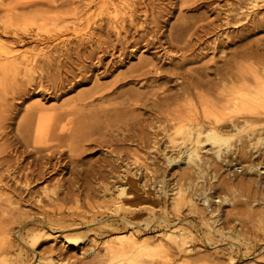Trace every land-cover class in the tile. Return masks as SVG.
<instances>
[{
  "label": "bare ground",
  "instance_id": "1",
  "mask_svg": "<svg viewBox=\"0 0 264 264\" xmlns=\"http://www.w3.org/2000/svg\"><path fill=\"white\" fill-rule=\"evenodd\" d=\"M120 1L127 3L126 8L119 10V15L114 14L106 20L103 39L96 32L97 27H94L91 16L101 13L105 7H109L107 5L115 6L113 0H99V6L94 10H89L87 5L71 10L74 13H87L90 18L85 26L74 31L75 35H86L79 38L77 44L75 42L77 46L73 55L76 61L69 52L55 55L56 49L51 54L49 51L44 55V52H35L41 48L44 50L47 40L53 41L42 36L38 30L48 28L50 21L52 24V21L63 17L51 11L41 14L34 10L51 0H25L19 4L15 2L18 6L14 9H0L4 13L0 17V255H3L0 264H112L117 258L157 250L188 258L196 242L217 245L223 238L230 240L225 241L229 250L234 251L233 248H239L238 237L241 233L220 227L218 223L222 217L212 208L211 200L213 193L216 194L223 187L235 188L237 181L241 188L250 192L248 198L245 195L246 199L241 201V210L249 209L250 212L254 208L253 203L257 202L260 211L264 212V39H250L254 33H264V12L254 16L250 14L254 10L264 9V0H234L238 6L233 5L234 8L228 11L224 9L226 12L217 13L209 21H183L171 26L166 41L140 38L141 43L130 42L125 35H121L128 29L142 27L136 17L140 7L133 0ZM247 2L249 6L245 8ZM150 5L148 10L153 8ZM28 9L33 11L30 15H23L22 12ZM13 12L14 18L11 17ZM154 21L151 24L157 25ZM239 23L242 24L241 34L233 35L230 32L231 36L225 32L226 28ZM29 24L33 29L26 27ZM112 35L114 39H110ZM7 36L10 37L8 41L1 38ZM65 41L56 42L57 46L64 47L67 44ZM127 44L133 47V51L138 44H142L143 52L152 50L153 57L141 60L138 67L130 71L132 75L127 76L130 79L124 85L143 80H151L154 85H150L149 91L144 93L127 91L121 94L128 96L124 99L128 101L124 110L99 107L98 110L84 112L76 106L64 111L63 107L47 108L43 107L44 103L36 102L25 108L21 118L14 121L15 127L9 129L8 123L13 120V100L26 99L31 96V92L36 95L62 96L68 90L82 85L89 72L93 74L103 67V58L109 56L119 59L126 55L123 47ZM26 45H30L29 52H19ZM202 45H212L213 50H217L221 56L217 58L219 60L211 56L202 68H193L190 66L193 61L190 54ZM87 46L90 50L86 49ZM169 47L181 52L178 60L171 55ZM226 49L228 52L222 56ZM96 51L99 55H96ZM165 60L169 62L167 66L162 63ZM75 62H78L76 68ZM111 64L106 63L99 74L107 72ZM53 70L57 73L50 75L49 72ZM99 90L83 93L74 102L80 104L89 101ZM109 95L101 94L98 103H103ZM127 98L132 100L131 103ZM70 101L74 104L73 99ZM90 103L81 105L85 108ZM137 105L148 109L153 118L147 121L131 114L121 115L126 109L134 111ZM107 114L121 116L111 127L112 134L114 132L117 136L114 134L113 139L109 136L110 141L106 143L108 148L115 147L111 152L116 153V159L104 157L100 161L98 158L96 160L100 161V165L90 164L85 168L80 154L84 147L92 146L94 142L91 135L96 118ZM52 136L54 139H51ZM11 138L30 150H19ZM130 141L136 145L132 150L127 149L125 144ZM98 143L102 146L101 140ZM62 147L68 150V167L74 164L79 166L74 178L70 181L64 179L71 184L69 186L77 183L78 191L73 194L67 190L64 196L53 191L50 195L45 187L42 193L48 202L43 204L40 197L36 200V195L31 197V187L48 176L60 177L63 174L67 163L63 165L57 157ZM150 147L165 159L162 165L166 169L178 167L176 176H170L167 172L169 169L156 167L153 161L141 159L137 150ZM29 153H33L34 158L25 163ZM54 159L59 162L54 163ZM218 176H223L221 184L215 183ZM238 176L240 178L236 179ZM107 177L111 181L98 188L87 181L91 178L92 182L97 179L102 182ZM56 181L60 186L59 178ZM16 186L22 189L18 191ZM97 194H102V203L105 205L91 201ZM27 196L29 198L26 199ZM71 199L86 231L101 237L114 233V237L98 243L96 239L86 240L82 235H67V232L71 234L72 230L81 228L80 224L63 216L69 213L64 203ZM222 201L233 205L228 197ZM28 202L36 203L39 209L31 215L32 218L31 212L23 209V205ZM199 202L202 206H199ZM185 206L188 213L182 212ZM240 208L237 207L238 211ZM208 214H215V217H207ZM3 215L8 218L2 219ZM99 215L101 217H97ZM242 216L243 220H237L242 226L254 223L250 213H243ZM261 222L264 223V219ZM14 225H19L15 231ZM158 228L167 229L168 233L154 238H143L141 235ZM49 236H54V247L40 251L32 249L41 238ZM27 237H30L29 241ZM82 241L86 247L83 250L65 249L68 246L79 248ZM253 243L256 247L257 241ZM57 244L63 245L62 248L57 247ZM15 250L18 251L15 259H7ZM220 252L216 251L215 254ZM228 258L233 264L234 258L231 255Z\"/></svg>",
  "mask_w": 264,
  "mask_h": 264
},
{
  "label": "rangeland",
  "instance_id": "2",
  "mask_svg": "<svg viewBox=\"0 0 264 264\" xmlns=\"http://www.w3.org/2000/svg\"><path fill=\"white\" fill-rule=\"evenodd\" d=\"M27 1H29V0H27ZM32 1H35V0H32ZM113 1L115 3V6L107 5L109 7H105L101 11V13H98V15L91 16V19L92 20L94 19V22H95L94 27L95 28L97 27L96 32L100 33V36L102 39L104 38V34L102 33V31L104 32V28L106 27V20L109 19L114 14H118L119 10H124L126 8L127 3L126 4H125V2L122 3L120 0H113ZM131 1L132 0H127V2H131ZM133 1L136 2L138 8L140 7L138 9L139 12L136 14L137 15L136 17L139 19V20L137 19V21H139V24L140 23L142 24V27L137 26L136 28L128 29L127 32L125 31L126 33L122 32L121 35L122 36L125 35L126 39L130 42L138 41L139 43H141L140 38H143L146 40L147 39L151 40L152 38L153 39L158 38L162 41H166V34L168 33V30L170 29L171 26H177L183 21L184 22H194V21H197L199 19H205L204 22H206V21H209V20L215 18L217 13L221 14L223 11H225L224 9H226V11H228L231 8H234L233 5H235V7L238 6V5H236L237 3L234 0H151L150 1L151 3L148 0H143L145 2H143L142 0H133ZM15 2H18V4H19L20 2H25V0H17ZM15 2H14V0H0V9L3 7H7L9 9L11 7V9L12 8L14 9L16 6H18V4H16ZM148 2L151 5L148 4ZM140 3L143 5H141ZM146 3L148 5H150V7H153V8L152 9L149 8L150 10H148L149 6ZM248 3L249 2H247V4H246L247 6L244 5L245 8H248V6H249ZM83 5L89 6V10H94L96 7L99 6V0H73V1H71V0L70 1L69 0H51V2H49V3H45V4H42L40 6H37L34 10L38 11L41 14L51 11L53 13L62 14L63 17H61V19H58L54 22L52 21V24L50 21L48 28L47 27L46 28H40L38 30V32L42 36L49 37V38L53 39V41L48 42V40H47V43H44V45L46 46L45 49L43 50L41 48V49H39L40 51L36 50L35 52H38V53L44 52L43 54L41 53L42 55H44L47 51H49L50 52L49 54H51V52H54V50L56 49L58 52L57 51H56V53L54 52L55 55H57L60 52H63V54L69 52L73 56V60L76 61V59H75L76 57H75V55H73L75 53L74 49L77 46L76 44L78 42V39L83 37V36H86V35H75L74 31L78 28L85 26L87 24V22L90 20V18L88 17L89 15L87 13H74V11H71V10L74 7H83ZM142 6H143V8H141ZM227 8H229V9H227ZM144 10H147L146 13L143 12ZM154 10H156V11H154ZM31 11H33V9H28L26 11H23L22 14L23 15H30ZM256 11L257 10H254L252 12L249 11V12H250V14L253 13V16H254L258 13L262 14V12H264V9L258 10L259 12L258 11L256 12ZM125 12H128V11L125 10ZM14 13L15 12H13V14L11 15L12 18L15 17ZM3 14H4L3 12H0V17L3 16ZM153 14H154V16H153ZM152 17H153V19H151ZM157 17H159V19ZM156 19L159 21L157 22ZM149 20H151V21L155 20L154 22L157 23V25L153 24V23L151 24V21H149ZM237 25L236 24L231 25L230 27L226 28L225 32L228 33V35L231 34L230 32H232L233 35L241 34L242 30L240 27L242 26V24L240 25V23H239V25L238 26ZM99 26H101L100 32H99ZM26 27H28V29H33V26H31V24H29ZM0 32H1V26H0ZM86 34H88V33H86ZM160 34L161 35L163 34V35L160 36ZM232 34H231V36H233ZM0 35H1V33H0ZM56 37H58V39H56ZM251 37H250V39H260V38L264 39V33H261V32L258 34L254 33ZM1 38L3 40L5 39L7 41L10 40L9 36H7V38H5V37H1ZM114 38L115 37L112 35L110 39H114ZM212 39L213 38H211L210 40L212 41ZM60 40H66L65 44L67 42V44L62 48H61V46H57V43H56ZM75 42H76V44H75ZM29 46L30 45H26V47L21 48V50H19V52L28 53L29 52ZM57 47H59V48H57ZM47 48H49L51 51ZM132 48L133 47L130 46V44L125 45L123 47V51H124V54H126V55H124L123 57H121L119 59L112 58V57L110 58L109 56L103 58V65H102L103 67H105L106 63H109V64L112 63L107 72L99 74L103 71V67L95 70L93 72V74H92V72H89L86 75L85 82L82 85L68 90L69 92H66V94H63L62 96L61 95L60 96L59 95L54 96L53 94L50 95V94H44V93H39L36 95V94H34V92H31V96H29L28 98L26 97V99H25V97H22L21 99L13 100L12 103L14 105V112L11 115V117L13 116L12 117L13 120H10L9 121L10 123H8V125L10 124L9 129H12L13 127H15V122L21 118L22 114L24 113L25 108H28L29 106H31L32 104H35L36 102L44 103V104H42L43 107H47V108L63 107L64 111H67V110L71 109L72 107H76V106L78 107V108L76 107L77 109H80V107H81V110L84 112L95 111V110H98L99 107H102V108L107 109V110L112 109L113 107H118L119 109L125 108L128 105V103H127L128 101H125L124 99L128 96L127 95L120 96L121 94H123L124 92H127V91H138V92L144 93V92L149 91L150 85H154V84H151V82H150L151 80H149V81L143 80L142 82L134 81L133 83H130V84L128 83V84L124 85V82H126L130 79L127 76L132 75V74H130V71L137 68L138 64L140 63L141 60L152 59V57H153V55L151 54L152 50H149V52H143L144 48L142 47V44H138L136 47V50H134V51L132 50ZM86 49L90 50V48L88 46ZM168 50H170V53H171V55L174 56L175 60L181 54V52H179L175 47H173V48L169 47ZM226 50L222 56H224L228 52V49H226ZM83 51L84 50H82V52ZM189 53H186V54H189ZM96 55H99L98 51H96ZM190 55L192 56V60H193L192 63L190 64V66L193 68H198V69L202 68L204 66V64H206V61L211 56H213V58L215 60H219L217 58L221 56L217 50H213L212 45H210V47L206 46V45L196 47L195 51L193 53H191ZM167 62H168L167 60L162 61V63H164L166 66L169 63V62L168 63ZM75 64L76 65H74V68L78 67V62L77 63L75 62ZM54 73L56 74L57 72L55 70H53L52 73L49 72L50 75H54ZM94 74H96L97 76H94ZM45 75H47V74H45ZM47 84H50V83L47 82ZM50 85H47V87ZM95 90H99V92L96 94V96H94V98L89 99V101L86 100L84 102V103L92 102V103H90V105L88 104L85 108H83L81 105L84 103L81 102L79 104L78 101L74 102V100H76L78 98V96H80L81 94L87 93L89 91H95ZM101 90L103 93H101ZM32 93L34 94L33 96H32ZM100 93L101 94L110 93L108 98L101 104L98 103V100H99L98 97L101 95ZM72 99H73L74 104H72V101H70ZM131 101L132 100H129V103H131ZM69 102H71L72 105H68V104H70ZM77 102H78V104H77ZM134 108H135V110L132 112H130V110L126 109L125 112H121V115L123 116L124 114H127V116H129L131 114L130 116H133V117L139 116L140 118L145 119L147 121H149L150 118L151 119L153 118V117H150L152 115L150 114V112H148L149 111L148 109L145 110V108L139 107V105L134 106ZM70 118L73 119V117H70ZM120 118H121V116L115 117V116H112L109 114H107L103 117H97L96 118V120L93 123L96 128L94 127L93 134L91 135L92 141H94V142L96 141L95 142L96 144L94 142L92 143V141H91L92 146L89 145V147L88 146L84 147L83 153L80 154L81 155L80 159H82L81 162H83L82 163L83 167L88 168L87 165H90V164H93V166L94 165L98 166V165H100V161H102V158L104 159V157H105V159H109V160L116 159V156H115L116 153L111 152V150L115 147L111 146L112 148L111 147L108 148V145H106V143H108L110 141V139H113L115 133L113 132V134H112L111 127L115 123V121L117 119H120ZM56 133L58 134L59 132H56ZM59 135H61V134H59ZM109 136H110V139H109ZM116 136L117 135L115 134V137ZM10 137H11V135L9 136V138ZM51 139H54V137L52 136ZM12 140H13V144L15 142V145L19 150H22V151H25V150L29 151L30 150L26 146L23 147V144L19 143L18 140H16V139L14 140V138H11V141ZM100 140L102 141V144H101L102 146H99L98 141H100ZM125 144H126V148L130 149V150H132L136 147L135 143H132L131 141L127 142ZM127 146H129V147H127ZM62 148H61V150L59 149L60 150L59 155L61 157L59 155L57 157H59L58 160L62 164L67 163L66 167H64V170L62 172L63 174L60 175V177H58V175L48 176V178H46V180L44 179V181L42 180V182L39 181L40 183H38V182H36L35 184L33 183L34 186L32 185V187H31V189H32L31 190L32 191L31 197H33V195L34 196L36 195L34 200L39 199V197H40V200H42L43 204L48 202L47 201L48 199H45V197H44L45 194L42 193L44 191L45 187L48 188L47 193L50 195H52L53 191L59 192L60 196H64V194H66L67 190H68L67 192L71 191L70 193H73V194L77 193L74 191H78L77 190V188H78L77 183H74V185L76 187L75 186H69L71 184H69V182H67V181H70V179L72 177L74 178L76 176V171H77L76 169H78L79 166H75V164H74V165H71L70 167H68V164H69V158L67 156V155H69L67 152L68 150L64 149V148L62 149ZM160 149L161 148H159V151H160ZM137 151H138V154L140 155L141 159H143V160L148 159L147 161H149V162L153 161L155 163L156 167L162 166L161 167V170H162V168L164 167V165H162V162L165 159H163L161 154L158 153L155 149L150 147V148H145V149H138ZM25 152H27V151H25ZM29 154L30 155L27 157L25 163L27 161H30L32 158H34L33 153H29ZM154 157H156L157 159L156 158L154 159ZM98 158L100 161L96 160ZM54 160H56V159H54ZM54 160H52V163L54 162ZM58 160H56L54 163H56ZM95 160H96V162H94ZM160 163H161V165H160ZM62 164H60V165H62ZM181 166H184V165H181ZM164 169H166V168L164 167ZM167 169H169L167 172H169L170 176L171 175L173 177L176 176L175 173H177L178 167H173L171 169H170V167H168ZM73 170L74 171L76 170V171L73 172ZM58 178H59L60 186H58L56 184L57 183L56 180ZM239 178H240V176H238L236 179H239ZM64 179H66L67 181ZM107 179H109V180H107ZM107 179L102 180V182H101V179H97V180H94L95 182H92V181H90L91 178H88L87 181H88L89 185H91V186L94 185V187L96 186L98 188L99 185H106V184H108L106 182L111 181L110 178L107 177ZM217 179L218 180H216L215 183L221 184L222 183L221 180L223 179V176H218ZM97 181H99V182H97ZM208 182L210 183V181H208ZM240 186L241 185L237 181L235 188L223 187L222 189H219L217 191L218 194L217 193L212 194L213 197L211 200L212 208H214V211L217 210L216 214L218 213L219 216L222 217L218 223L220 225V227L225 228L226 230L227 229H234L235 231L236 230L240 231L241 236L238 237L239 238V241H238L239 248H236V249L233 248L234 251L229 250V245L227 244V242L230 240L227 238H223L222 241L218 242L217 245H208V244H204V243H201L200 241H198L195 243L194 250H193V252H191V254L189 255L188 258H182V257L180 258V257H178L179 255H176V254H174V252H169V251L168 252L167 251H161V250H157V251H153V252L142 251L141 253H138L136 256H133V257L114 259L112 264H141V263H145V262L148 264H230L229 258H228L229 255H231L234 258L233 264H256V263L257 264H264V259H262V257H264V223L261 222V219H264V212L260 211L259 206H257V202L255 204L253 203L254 208L250 212H249V209L241 210V208H240L241 207V201H243L245 197L248 198L247 195L250 192L247 193ZM16 188L18 191L20 189H22V187H20V186H16ZM229 189H231V190H229ZM101 195L102 194H99V195L97 194V196L94 197V200H91V201H94L93 203H95L97 205L98 204L99 205L100 204L105 205V203H102V196ZM224 195H226V196H224ZM239 195L242 197H240ZM222 196H224V198L228 197L229 200H232L233 205H230L228 203H224L222 201V200H224V198H222ZM27 198H29V197L27 196L26 199ZM29 203L30 202L25 203L24 205H26V207L23 205V207H24L23 209L25 211H28L29 213L31 212L30 218H32V216L34 214H36L39 209L36 207L37 206V205H35L36 203H34V202L31 204H29ZM32 206H34V207H32ZM74 206H75V203H74L73 199L64 203V207L67 208L66 211L68 210L67 212H69V213L68 214L66 213L67 215H63V216L65 217V219H72V220H74L75 223L80 224L81 228L74 230V231L72 230L71 234H70V232H67L66 233L67 235H72V236H81L82 235V236H84V239H86V240L96 239L98 243H101L106 239L114 237L113 236L114 233L105 234L106 235L105 237H103V236L101 237V236H95L94 234H91L92 232L90 233V232L86 231L87 228L83 224L81 217L77 214V212H75ZM199 206H202V204L200 202H199ZM237 207L240 208L241 211L240 210L238 211ZM68 208H71L72 210L68 209ZM98 209L102 210V208H98ZM182 212L188 213L187 206L183 207ZM14 213H16V211H14ZM243 213L244 214L250 213L252 215V217H254V223L247 225L248 226L247 227V226H242V223L237 222V220H239V219L243 220V218H244L242 216ZM254 214H255V216H254ZM210 216H211V214L207 215V217H210ZM50 217H53V216L50 215ZM97 217H101V216L99 215ZM207 217H205V218H207ZM211 217H215V214L212 215ZM260 217H262V218L260 219ZM7 218H8L7 215L2 216V219H7ZM255 224H256V226H255ZM18 226L19 225L13 226L14 231L17 229ZM249 226H251V227H249ZM254 226H255V228H254ZM204 230H205V228L203 227V231ZM163 233H168V230L163 229V228H158V229L153 230L149 234H143L142 233L141 235L143 236V238H154L156 236L158 237L159 234L161 235ZM197 234H199V233H197ZM53 237L54 236H49L48 238H45V237L41 238L39 240L38 244L35 247H33L32 249H37L38 251H40V250L46 249L48 247H51L53 245H56L55 244L56 242H53ZM0 238H1V236H0ZM27 240L29 241L30 237H27ZM255 241H257L256 247H254V243H253ZM259 241H261V242H259ZM83 243H84V241L81 242V244L79 245L80 246L79 248H72L70 246H68L67 248H65V247H63V248H65L67 251L83 250L84 248H86ZM27 246L30 247V245H27ZM62 246L63 245H61V244H57V247L62 248ZM100 250H102V249H100ZM1 251H2V245L0 242V253H1ZM216 251H218V252L221 251V252H220V254L216 255L215 254ZM17 253H18V251L15 250L12 254L7 256V259H10V260L15 259V257L17 256ZM168 253L171 256H169ZM2 257H3V255L2 256L0 255V259Z\"/></svg>",
  "mask_w": 264,
  "mask_h": 264
}]
</instances>
